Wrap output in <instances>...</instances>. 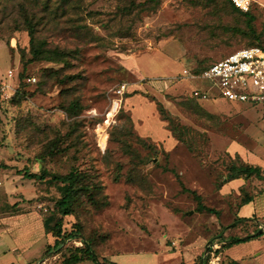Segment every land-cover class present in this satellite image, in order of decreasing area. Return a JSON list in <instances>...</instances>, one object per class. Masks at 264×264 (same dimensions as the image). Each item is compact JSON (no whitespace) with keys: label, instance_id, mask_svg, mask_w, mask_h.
Returning <instances> with one entry per match:
<instances>
[{"label":"rangeland","instance_id":"obj_1","mask_svg":"<svg viewBox=\"0 0 264 264\" xmlns=\"http://www.w3.org/2000/svg\"><path fill=\"white\" fill-rule=\"evenodd\" d=\"M147 1L84 0L87 9L72 15L62 14V0H51L49 8L45 0L28 3L38 40L78 51L70 66L36 61L24 67L31 57L24 19L14 7H0V163L8 166L0 167V224L6 216L14 223L31 217L50 232L67 185L25 173L78 167L102 187V206L83 196L76 214L64 217V231L81 226L100 261L202 264L209 257L217 264L262 243L249 244L254 238L225 247L222 257L215 252L264 231V180H226L243 154L264 169V102L228 101L217 90L215 98L197 101L190 91L211 83L180 75L255 46L256 39L247 33L246 16L224 0H161L155 10L144 9ZM253 15L264 45V0H256ZM65 75L78 77L62 83ZM74 99L82 110L70 115L66 107ZM52 141L58 151H49ZM32 223L24 225L35 244L21 264H64L81 242L68 239L56 248V237H39Z\"/></svg>","mask_w":264,"mask_h":264},{"label":"trees","instance_id":"obj_2","mask_svg":"<svg viewBox=\"0 0 264 264\" xmlns=\"http://www.w3.org/2000/svg\"><path fill=\"white\" fill-rule=\"evenodd\" d=\"M39 1L43 0H6L7 4L3 6V2H0V7L3 6V10H6L9 6L14 7L17 10L18 15L24 19L25 23V30L28 32L30 37V53L31 57L27 60H25V54H23L22 59L24 62V67L28 66L30 63L36 62V61H54L63 63L66 66H70V58L76 57L78 55L77 50H66V49H60V48H48L47 42L45 40H38L36 36L37 26L34 25L32 18H30V12L28 8V3H35L37 4ZM211 3H218L217 0H209ZM51 0H45L44 5L49 8L50 7ZM134 3V2H132ZM149 3H153L154 8H150L148 6ZM224 3L228 4L231 9L235 12H239L242 15H245L247 18V26H248V34L255 37L256 41L254 42V45L263 46L264 45L260 41V36L256 33L255 26L253 24L255 16L253 15V8L248 11L244 12L237 8L231 0H224ZM161 4V0H148L145 4H142L144 9L146 10H155L159 5ZM63 8V10H62ZM87 8L84 6V0H62L61 2V11L63 15H72V11L79 10L80 12H84ZM0 10H2L0 8ZM132 8L128 11H125V14L131 13ZM76 13V12H75ZM36 17V14L34 15ZM69 21L75 22L76 20L70 19ZM69 24V22H66ZM17 25H19L17 23ZM80 27H83L81 25ZM19 27H14L15 30H19ZM256 43V44H255ZM210 65L204 66L201 68H194L191 69L194 73H202L205 69H207ZM78 76L77 75H65L63 77L64 80H62V83L75 80ZM21 78H24V72L21 74ZM22 83V82H21ZM21 90L20 87L18 88L17 92L13 97L20 96ZM24 94V92H23ZM192 97V96H191ZM193 99L197 101H208V100H202L200 98L192 97ZM212 99V98H211ZM209 99V100H211ZM163 109V108H162ZM66 110L70 113V115L78 114L82 110V105L79 101V99H74L70 102V105L66 107ZM164 111V110H162ZM49 151H58L57 143L52 141L51 146H49ZM43 158V157H42ZM0 167L7 168L8 166L6 164H1ZM25 176L30 179H37V180H46L48 178L53 179L55 181L62 182L67 185L65 195L58 200L55 203L54 210L57 212L60 217L56 219L54 227L50 229V232L53 233V235L56 237V243L54 247L59 248L62 243H64L68 239H75L79 237L80 243H77L76 246H74L73 250L70 252V255L64 259V264H77L86 260H91L95 264H105L107 258H104L103 261H100L96 252L94 251V248L91 244V242L81 236V226H77L76 230H73L71 232L64 231V217L68 215H74L76 214V206L78 205L79 201L83 196L88 197V201L92 204H94L97 207L102 206V201L97 198V195L101 192L102 187L93 180V177H91L87 172H83L78 167H73L69 173L66 174H58L54 173L48 169H42L40 173L38 172H26ZM251 178V177H257L260 180H264V169L260 165L251 164L247 161H244L242 163H234L229 168V174L226 178V180H234L238 178ZM186 191V189H184ZM252 199V198H251ZM250 198H247L245 202L249 201ZM246 219V218H245ZM232 226V225H231ZM263 235V232H260L259 230L257 233L247 236L245 238H235L231 241L226 242V244H223L221 248L216 249V255H220L222 252L221 250L225 247H229L233 245L234 243L251 240L254 238H258ZM210 258L208 257L206 261H203L202 264H210ZM110 264H119L117 262H114L112 260H107ZM217 264H240L236 260H221L220 262H217Z\"/></svg>","mask_w":264,"mask_h":264},{"label":"built area","instance_id":"obj_3","mask_svg":"<svg viewBox=\"0 0 264 264\" xmlns=\"http://www.w3.org/2000/svg\"><path fill=\"white\" fill-rule=\"evenodd\" d=\"M233 4L244 12L250 11L256 0H231ZM13 75V70L9 72ZM185 79H206L211 87L201 89L195 87L190 91L192 97L202 100L215 98V90L228 101L249 103L264 102V47L251 46L241 48L211 64L202 73H194L184 69L180 75ZM36 81V78H32ZM126 92V84L118 89V94Z\"/></svg>","mask_w":264,"mask_h":264},{"label":"crops","instance_id":"obj_4","mask_svg":"<svg viewBox=\"0 0 264 264\" xmlns=\"http://www.w3.org/2000/svg\"><path fill=\"white\" fill-rule=\"evenodd\" d=\"M185 69H189V68H185ZM189 70H191V69H189ZM248 154L249 153L242 155L246 158L245 161H247L251 164H255V165L259 164V160L257 158H255L252 154L249 157ZM262 198H264V195L262 197H260V199H262ZM257 199H258V197L256 198V201H257ZM25 219H29V220H27L28 223H30V221L33 222L32 225L36 224L35 227H33L31 225V227L33 229L30 228V230H33L34 232H38L39 237L40 236L43 237L44 235H46V236H51V238H52V236H54L52 232L47 231L49 229L47 228V224L44 220H41V219L37 220V219L31 218V217H27ZM25 219H23V221H21V222H15L14 223L12 220V216H6L4 218L5 222L0 224L1 225L0 228L4 229V232H0V260L3 259L5 261L7 258H9V261L6 264H21V263H19L20 262L19 260H21L22 256H24L25 253L27 251H29V249L35 244V239L32 240L31 238H29L30 237L29 235L31 234L29 232V229H27V228L25 229L26 225H24V223L27 222ZM11 224L14 226H12ZM259 231L262 232V230H259ZM18 232H20V234ZM7 235H9L11 241L6 240L5 237H7ZM54 238H55V236H54ZM258 238H261V239L255 238V240H251L249 242V244L255 245L257 243H260L259 240H262V243H260L259 246L254 247L252 251L245 253L243 255L237 254L236 256H232L228 260H236L240 264H245L244 262H246L247 259H250V260H248V261H250V263H247V264H257V258L262 256V260L260 263L264 264V231H263V235L258 237ZM7 242H9V243H7ZM51 244L52 243H48V245H51ZM218 247H220V245ZM221 253H220V255H217V256L220 257ZM11 254L14 255L15 257L14 256H13L14 258L11 257ZM88 262H90V261L83 262V263H88ZM214 263H216V262H214V260H213L211 262V264H214ZM77 264H79V263H77Z\"/></svg>","mask_w":264,"mask_h":264}]
</instances>
